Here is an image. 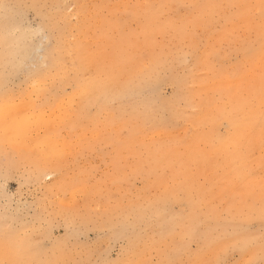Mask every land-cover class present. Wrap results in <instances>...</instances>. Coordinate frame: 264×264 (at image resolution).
Instances as JSON below:
<instances>
[{
	"label": "snow or ice",
	"instance_id": "6c2138e0",
	"mask_svg": "<svg viewBox=\"0 0 264 264\" xmlns=\"http://www.w3.org/2000/svg\"><path fill=\"white\" fill-rule=\"evenodd\" d=\"M37 7L0 2V155L6 160L21 156L33 158L38 165L50 169L43 172V179L51 182L49 187L67 193L71 185L62 178L57 163L62 153L52 146V138L31 142L33 126L47 122L49 111L57 104L71 106L75 103L74 99L61 94L71 71L59 43L50 36H42V40L47 39V46L41 44L37 48L31 37L25 10ZM79 7L74 3L63 5L68 13L64 23L78 21L76 9ZM92 7L103 31L129 50L146 46L149 41L156 44L161 25L170 26L175 39L180 40V46L167 53V60L163 53L154 52L133 57L136 61L134 76L126 86L136 80L149 81L165 66L191 68L212 77L223 75L215 51L208 53L206 59L199 55L201 29L207 30L213 25L222 27L233 44L238 43L235 34L239 29H246L249 35L254 33L264 53V0H190L183 3L108 0ZM81 47L82 55L86 57L87 45ZM185 48L189 50L185 51ZM250 50L249 47H237V51L245 53ZM91 67L84 65L83 70L89 71ZM229 75L239 79L240 88L228 122L241 130V136L229 153L234 175L219 203L213 200L204 206L201 200L202 206H193L187 217H174L177 223L169 228L167 237L160 241L154 249L156 254L150 258H145L143 252L129 250L122 253V259L113 261L109 258L110 248L83 258L70 246H65L53 259H31L35 250L31 238L6 233L0 264H264V55L259 66L251 63ZM25 82L28 87L21 88L20 84ZM75 93L76 86L73 85V95ZM82 103L88 107L92 101ZM71 123L70 119H63L56 135ZM90 133L85 138L89 151L95 147L94 140L99 134L111 138L119 135L115 125L105 128L102 133L92 128ZM165 143L179 145L180 141L169 139ZM122 148L109 161L103 176L91 186L83 205L75 198H65L56 209L58 214L81 217L86 210L99 213L103 204L119 207L122 201L113 189H123L126 185L130 191L136 190L135 198L143 200L144 206L167 210L189 197L203 179L196 170L175 171V162L169 157L176 153H153L147 145L139 150L127 144ZM89 200L97 206L92 207ZM48 223L55 226L56 222ZM208 224L214 225V235L210 242L204 243L198 237ZM46 226L41 222L37 231ZM185 256L188 259H183Z\"/></svg>",
	"mask_w": 264,
	"mask_h": 264
},
{
	"label": "bare ground",
	"instance_id": "6f19581e",
	"mask_svg": "<svg viewBox=\"0 0 264 264\" xmlns=\"http://www.w3.org/2000/svg\"><path fill=\"white\" fill-rule=\"evenodd\" d=\"M45 1L46 0H0V2L8 4L37 5L38 7L34 10L39 13L41 22L37 32L30 30L32 39L36 43L37 48H39L41 44L45 45V47L47 46V39L42 40V36H50L54 41H57L71 71V77L66 81L61 94L67 96L70 100L74 99V105L70 106L65 104L61 106L57 104L55 108H65L62 119H48L47 122L35 124L33 127L35 129L42 128L46 131L47 135L45 137L50 136L52 138V146L60 152L63 146L71 147L72 145V142L60 143L59 136H61V134L56 135L57 129L63 119H70L72 122L69 127L63 130V132H67L71 137L76 127L83 128L82 132L86 134V138L91 135L90 129L92 128L99 129L102 133L105 128L115 125L116 131L119 133L116 138L99 134L94 140V145L112 146L116 154L123 150V144L131 146L134 150H139L144 145H147L148 149L153 153L157 151L161 153H176L177 155L170 156L169 158L175 162L174 170L177 172L184 169L181 166H187L188 164L190 167L193 162H197L196 171L199 175V168L208 169L215 162L217 157L222 155L221 168L224 173V178H221V180L219 179L220 177H216V173L214 174L212 172V175H215V179L211 177L213 181H210L211 179L208 180L210 178L207 179L208 176H203V179L207 180L211 185L208 189L213 185H223L227 187L229 180L232 179L234 175L229 153L235 148V143L239 141L241 136V130L234 128L228 122L229 113L239 95V80L233 82L230 78H225L210 84H203L200 87L186 88L185 84H187V82H184V80L177 81L174 77H168L170 83L175 85L176 92L181 89L186 90V95L178 94L176 97L187 99V101H193L194 105L199 106L198 112L195 113L196 117H194V122L196 124H206L209 127L208 135L201 134L199 129L196 130L193 135L192 143L183 150H179L180 148H173L165 143V141L174 138L172 134L167 131V124L170 123L169 119L158 113V111L163 109L172 110L174 108L173 102L162 100L157 90L159 85L158 79L162 76L160 72L164 67L160 72L153 75L149 81L141 82L140 80H136L131 86H126V82L131 80L134 76L136 61L127 55L125 46L119 45L118 39L115 40V38H110L108 36L95 37L94 40L92 39L88 42V55L86 57L83 56L82 45L74 46L75 40L63 37L60 30L56 31L55 19L59 17V20H65L68 14H64L61 9L57 7V11L53 13H47L45 16L40 15V4ZM66 1L67 0H54V3L57 6L61 3L64 4ZM98 28L103 31L101 23ZM0 32H2V23H0ZM159 33L160 32L157 31V34ZM222 35L225 36L224 31H222ZM38 37L40 40H37ZM213 39L214 38H211L210 42H213ZM155 48L156 47L152 46L151 49L155 50ZM142 49L143 47L141 46L134 50L135 53H137ZM168 52L160 49L157 54L163 53L166 59ZM204 54L202 59L207 58L208 53L204 51ZM262 55H264V53L261 52L260 46H258L245 55V61H249L250 64L255 63L256 66H259ZM88 64L92 66L91 70L84 71L83 66ZM205 75L207 76V74ZM205 75H198L197 78L202 77L203 79ZM73 85L76 86L75 95H73ZM217 87L226 90L227 96L230 99L228 103H219L215 102L214 99L202 97L203 94H207ZM144 91H147L149 94L143 96L142 94ZM154 96H156L155 99H158L161 104L159 109L150 102L154 101ZM189 96L191 98H189ZM88 100H91L92 104L91 106L85 107L82 101L86 102ZM173 101H176V98ZM138 108H142L144 112L139 113L137 111ZM160 112L164 113V111ZM157 114H159V117H157ZM174 114L180 117V114ZM223 122H226L227 126H230V132L228 131L227 135L223 137L215 136L217 145L214 146L210 137L216 134L215 131L217 127ZM147 129H152L155 133H150ZM123 130L126 132L125 136L122 134ZM161 133H163V135H161ZM85 138L83 136L82 141H85V144H87ZM209 143H211L210 146H208ZM136 146L138 147L136 148ZM207 147L210 148V151H206ZM194 150L198 151H196L195 155H192ZM183 159H186V161ZM20 165L29 166L25 174L22 175L23 182H28L32 179L36 180L43 176L45 170H49L43 165H38L36 161L29 156H25L22 159L6 160L0 155V175L3 177L9 176L10 172L18 169ZM169 171L171 173L172 169ZM213 171L215 172V170ZM78 178L80 177L78 176ZM74 180L76 181L77 179ZM218 181H221V183H218ZM71 188L81 193L85 189V194L88 191L87 187H82V185H77V183H74V185L71 184ZM210 190L211 189H204L203 184L199 183L195 190L189 194V197L183 202H180V217H187L192 211L193 206L196 208L201 207L202 205L199 203L201 200L204 201V206H207L209 201H213L215 196ZM223 194L225 196V191ZM222 198L223 195L219 197V202ZM133 204L135 205V210H133ZM114 210H116V207ZM123 211L127 212V215H131L130 217L128 216L130 220L122 219L121 215L117 213V215L107 223H99L101 229L109 231V235L114 238H129L128 235L134 232L135 225L144 222V220L150 222L153 218L157 222L159 232H165L172 226L167 224L169 222V216L165 214V209L157 206L149 208L144 206V201L138 202V199L129 201L127 208L120 212ZM86 213L91 215L96 214L88 211H86ZM55 215L60 216L66 223L72 221L71 217H73L67 214H58L57 211H55ZM46 225V228L42 231H37L39 226L30 227L22 225L21 228H16L11 224L8 217H0V254L3 253L5 248V234L13 233L17 236H27L31 238L35 249L30 257L31 259L49 260L55 258L59 254L57 247L52 246L47 249L45 247L46 244L43 243L49 236V224L47 223ZM209 225V230L212 231L214 225ZM32 235H35V238H32ZM207 235L208 234L202 232L199 237H206Z\"/></svg>",
	"mask_w": 264,
	"mask_h": 264
},
{
	"label": "rangeland",
	"instance_id": "374dc122",
	"mask_svg": "<svg viewBox=\"0 0 264 264\" xmlns=\"http://www.w3.org/2000/svg\"><path fill=\"white\" fill-rule=\"evenodd\" d=\"M108 0H67L66 3H74L80 5L76 9L77 14L79 15L78 21L72 23H64L65 20H59V17L55 19L56 21V31L60 30L62 36L70 40H75L74 46L76 45H87L88 42L95 37L108 36L110 38H115L109 36L104 31L100 30L99 19L95 16V9L92 7L98 3H106ZM176 3L190 2V0H174ZM214 2V0H213ZM63 3L60 5H55L54 0H46L40 4V15L45 16L47 13H53L57 11V7L61 9L64 14H68L64 8ZM25 17L28 23L30 30L37 32L38 26L41 22L39 18V13L34 9L25 10ZM160 33L157 34V43L153 44L151 41L148 42L146 46L142 45L143 49L140 52L135 53L134 49L129 50L125 46L127 55L131 58L138 57L141 54L150 55L153 52L157 53L160 49L165 51L175 50L176 47L180 46V40L175 39V32L169 28V26L161 25L157 30ZM223 28H217L215 25L210 26L205 29H201L200 35V52L199 55L202 58L206 53L215 51L217 54V59L219 64L224 70V74L219 77L209 76L208 73L193 71L191 68L177 67L169 68L165 66L160 74L161 78L159 80V85L157 90L160 93L161 99L166 100V102H173L174 108L172 110H160L164 113L158 111L165 118L169 119L167 124V131L171 133L174 137V140L180 141L179 145H171L173 148H180L183 150L192 143L193 135L196 130H200V133L203 135L209 134V127L206 124H196L194 122L195 113L198 112V105H194L193 101H187V99L176 97L178 94L186 95V90L181 89L176 92L175 85L171 84L168 80V77H174L177 81L187 82L185 84L186 88L190 87H200L203 84H210L217 80H222L225 78H230L231 81L236 82L239 79L229 75L230 72L238 71L249 65V61H245V55L248 54L244 51H237V47H249L251 50L256 49L259 45L256 42L255 34L249 35L246 29H239L235 38L238 43L233 44L230 42V38L222 35ZM167 33V34H165ZM89 37L88 40L85 37ZM211 38L213 42H210ZM37 40H40L39 37ZM117 40V38H115ZM40 42V41H37ZM255 42V43H254ZM152 46L156 47L155 50L151 49ZM163 47V48H160ZM185 51L189 49L185 48ZM165 59V58H164ZM168 59V55L166 59ZM207 74L202 79V77L197 78L198 75ZM202 79V80H201ZM21 88L26 89L28 87L27 83H21ZM147 91L143 92V96L148 95ZM150 101L157 109L160 107V102L158 99ZM203 98L214 99L215 102H229V97L227 92L222 88H215L208 92L207 94L202 95ZM152 98V99H153ZM176 98V101H173ZM189 98H191L189 96ZM151 99V100H152ZM196 99V98H195ZM197 101V99H196ZM54 103V101H53ZM59 108V107H58ZM54 108L48 112V119L58 118L62 119L64 116L65 108ZM139 113L144 112L142 108H138ZM174 113L180 114L178 117ZM159 117V114H157ZM150 133H155L152 129H147ZM83 128L76 127L74 129L73 136H69L67 132H62L59 136L60 143L64 144L67 142H72L71 147H64L61 149L60 153L62 155L58 159L57 163L60 167L62 178L66 179L69 184L82 185V187H87L88 191L92 185H95L97 180L103 176L109 161L116 155L115 150L112 146H95L93 150L89 151L88 145L86 142L82 141V138L86 136L83 134ZM230 132V126H227L226 122H223L220 126L217 127L214 135H212L211 142L214 146L217 145L215 136L223 137L227 135V132ZM123 136L126 135L125 130L122 131ZM47 135V132L42 128L35 129L33 127L31 132V142L35 143L36 141L44 138ZM145 137V136H139ZM87 145V146H86ZM211 143L208 144L210 146ZM138 146H136L137 148ZM160 147V146H159ZM157 147V148H159ZM206 151H210V148L207 147ZM25 156L18 157L16 159H22ZM186 161V159H183ZM181 166V165H180ZM222 166V155H219L215 162L208 169L199 168V175L208 176L207 179L213 181L215 175L217 178H224V173L221 168ZM184 169L196 170L197 162H193L191 166H181ZM216 167V168H215ZM29 168L28 165H23L18 167L10 172V175L3 177L0 175V217H8L11 221V224L16 228H21L22 225L37 227L40 226L41 222L47 224L49 221H55V226L51 223L49 224V236L43 242L47 249L52 246H56L60 252L61 248L65 246H70L77 255L82 256L83 258H88L92 253H99L107 249H111L109 252V258L113 261L122 259V253H126L129 250H135L138 252L145 253V258H150L156 253L154 249L159 245L162 239H165L168 234L167 229L165 232H159L158 225L156 220L153 218L151 221L139 223L134 226V232L129 233V238H114L109 235V231L106 229H101L99 226L100 222L107 223L109 220L114 218L117 213L121 215L122 219H129L131 215H127V212L124 210L127 208L129 201L136 199V190H129V187L126 185L121 188H114L113 192L116 195H119L121 198V203L119 207H108L106 204L101 205V210L96 214L86 213L81 217H71L72 221L66 223L60 216L55 215L56 209L60 206V202L67 199H77L78 202L83 205L85 199L87 198V193L85 194V189L81 193L78 190H73L71 188L67 193L61 192L60 190L49 187L51 182L43 179V176L38 179H32L28 182H23L22 175L25 174L26 170ZM212 168V169H210ZM50 170V169H49ZM215 170V172L213 171ZM201 171V172H200ZM197 172V171H196ZM212 172L215 175H212ZM169 174L170 171H169ZM223 175V176H222ZM78 176L80 178H78ZM222 176V177H221ZM77 177V178H76ZM213 179H212V178ZM74 179H77L76 182ZM222 180V179H221ZM209 181V182H210ZM203 184L204 189L209 190L214 194V202L219 203V197L223 195L224 197V187L223 185H213L211 186L207 180L202 179L200 182ZM218 183H221V181ZM80 195V196H79ZM138 202H143L141 199H138ZM88 203L95 207L97 203L89 200ZM181 204L180 202L171 205L167 210L168 225H173L177 223L174 220V217H180ZM130 220V219H129ZM209 224L206 225V230L203 233L208 234L206 237H199L198 239L204 243H208L212 240L214 235V229L209 230ZM172 227V226H171ZM170 227V228H171ZM259 226L257 225V229ZM32 238H35V235H32ZM34 246V244H33ZM183 259H188L187 256Z\"/></svg>",
	"mask_w": 264,
	"mask_h": 264
}]
</instances>
